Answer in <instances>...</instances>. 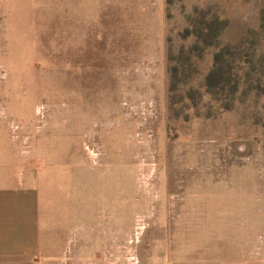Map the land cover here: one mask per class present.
Returning <instances> with one entry per match:
<instances>
[{"label":"rangeland","instance_id":"obj_1","mask_svg":"<svg viewBox=\"0 0 264 264\" xmlns=\"http://www.w3.org/2000/svg\"><path fill=\"white\" fill-rule=\"evenodd\" d=\"M263 4L0 0V136L11 169L32 171L45 196L64 188V167L80 182L85 220L80 241L72 226L64 233L63 264H168L176 245L246 247L264 261V94L221 110L199 83L210 46L189 51L193 73L172 92L167 71L169 55L194 43V18L225 20L218 39L234 43Z\"/></svg>","mask_w":264,"mask_h":264},{"label":"crops","instance_id":"obj_2","mask_svg":"<svg viewBox=\"0 0 264 264\" xmlns=\"http://www.w3.org/2000/svg\"><path fill=\"white\" fill-rule=\"evenodd\" d=\"M2 128L0 122V135ZM11 162L0 136V264H63L62 245L67 240L64 233H68L69 226H72L76 234L71 242L80 241L78 235L81 236L82 232L79 226L85 220L82 193L77 189L80 182L68 179L69 170L64 167L61 171L64 188L61 187L54 196V193L45 196L43 180L30 170L21 169L16 174L11 169ZM71 170V175L77 177V171ZM86 209L93 219L94 206L91 210ZM185 247L176 245L172 248L170 256L173 259L168 264H264L258 253H252L246 247L235 250L237 252ZM72 250L74 253L85 252L79 248ZM141 257L143 259V254ZM69 264L77 262L72 259Z\"/></svg>","mask_w":264,"mask_h":264},{"label":"trees","instance_id":"obj_3","mask_svg":"<svg viewBox=\"0 0 264 264\" xmlns=\"http://www.w3.org/2000/svg\"><path fill=\"white\" fill-rule=\"evenodd\" d=\"M194 20L193 37L195 41L188 49L179 48L175 58L169 55L168 76L169 91H173L178 83L187 82L194 70V62L190 60L189 51L193 50L197 57L201 51L210 46L211 65L202 74L200 86L204 92L219 103L221 110L231 109L235 102L245 96L248 91H255L256 94H264V51L261 43L264 42V4L262 5L258 22L248 29L247 33L237 42L221 43L218 39L225 20L212 17L205 22L200 17ZM183 37L190 35L185 29ZM192 35V34H191ZM198 42L200 44H198ZM172 94V93H171ZM201 94L193 86L187 88L185 98L199 99ZM180 101L170 97V102Z\"/></svg>","mask_w":264,"mask_h":264}]
</instances>
